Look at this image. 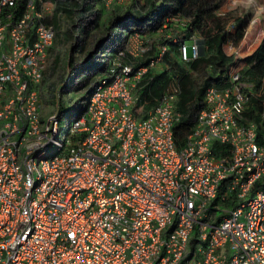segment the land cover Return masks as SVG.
Wrapping results in <instances>:
<instances>
[{
	"label": "built area",
	"instance_id": "obj_1",
	"mask_svg": "<svg viewBox=\"0 0 264 264\" xmlns=\"http://www.w3.org/2000/svg\"><path fill=\"white\" fill-rule=\"evenodd\" d=\"M54 8L52 0H0V264H264V142L244 121L264 85L257 91L235 65L222 87L207 90L179 150L177 90L146 115L136 95L166 47L149 67L135 66L151 47L135 35L81 116L45 114ZM181 52L190 60L186 46ZM232 193L239 206L219 219L216 200Z\"/></svg>",
	"mask_w": 264,
	"mask_h": 264
},
{
	"label": "trees",
	"instance_id": "obj_2",
	"mask_svg": "<svg viewBox=\"0 0 264 264\" xmlns=\"http://www.w3.org/2000/svg\"><path fill=\"white\" fill-rule=\"evenodd\" d=\"M55 1L57 6L58 2L62 4V0ZM63 1L64 8L71 13L80 7L74 0ZM128 1L127 4L114 1L111 4V13L106 19L102 16L103 9H106L105 0H91L82 9V12L89 13L91 18L82 26L84 40H77L73 52L86 49V38L91 26L104 27L106 35L96 43L98 53L96 59L94 58L95 64H89L76 71V76L72 74L69 82L61 87L60 92L69 96L66 101L60 99L58 102L57 107L62 115H69L66 113L72 102H75L76 107L74 116L84 113V101L93 85L108 70L109 64L119 52L127 50L129 40L135 35H139L143 40H152L150 50L135 62V66L149 67L151 61L159 55V47H166L162 62L143 75L136 95L139 106L144 107L146 115L164 94L173 89L177 90L175 107L181 117L174 127V140L179 150L185 146L188 135L196 127L199 114L206 108L207 90L212 86L222 87L224 77L235 65L242 62V78L253 83L257 91L264 85V37L254 52L244 59H239L234 54L228 55L225 51V46L229 43L236 48L241 45L254 19L253 12L234 10L223 13L222 10L229 0ZM96 2L101 3V9H95ZM23 5L18 8L21 14ZM232 24L234 28L230 29ZM196 38L203 41L204 51L197 58H193L192 53L188 52L190 60L186 61L182 58V46L187 41L193 43ZM175 40L177 41L174 42ZM129 58L131 60L127 55V60ZM69 62L73 64L74 58ZM43 92L54 98L56 96V90L48 82L46 74L42 84ZM263 100L250 98L244 120L257 125L262 142ZM213 147L222 155H229L231 151L229 146L218 143H214ZM261 186L262 183L257 184V187ZM215 204L219 207V211L216 209L219 219L224 215L225 209H235L239 206L235 193L230 194L224 201L218 198Z\"/></svg>",
	"mask_w": 264,
	"mask_h": 264
},
{
	"label": "rangeland",
	"instance_id": "obj_3",
	"mask_svg": "<svg viewBox=\"0 0 264 264\" xmlns=\"http://www.w3.org/2000/svg\"><path fill=\"white\" fill-rule=\"evenodd\" d=\"M74 1H76L80 5V7L78 9H75L72 13L70 10H66L64 8L65 6L63 4L65 2L63 0L61 5L59 4V2L57 3L58 6L56 5V15L59 16L55 19L57 36L54 45L50 50V61L46 72L48 82L52 85V87H54V90H56V96L54 98L51 97L50 94L44 92L41 94L45 114H48L55 110L60 113L58 109L59 100L61 99L63 101H66L69 97L68 94H62V92H60L62 89L61 87L64 86L65 83L69 82V80L72 78V74L74 77L76 76V71L87 67L89 64H95V59L97 57L96 54L98 53L96 43L99 38H103L106 35V30L104 29V27H99L97 25L91 26L88 30L86 38V49L84 51L73 52V47L76 46L77 40H84L85 35L82 33V26L85 25L86 20L91 18V16H88L89 13L82 12V9L91 0ZM105 2L106 9H103L102 15L104 19H106L108 17V14L111 13V4L114 2V0H105ZM118 3L127 4L129 3V1L120 0V2ZM101 8V3L96 2L95 9L98 10ZM234 10H237L238 12L242 10L251 11L254 13V19L247 31V42L243 41L238 48H235L233 46L225 47V51L228 55L234 54L239 59H242L246 57L247 52H250L252 50L254 51L256 45L253 44V41L257 42V39L260 37L262 32H264V0H229L226 6H224L222 12L227 13ZM257 19L261 21L254 22V20ZM251 35L254 36V40H251ZM192 44L193 43L191 41H187L185 44L187 46L189 54H191ZM199 46H202V43L200 41ZM71 58H74L73 64L69 62ZM90 61L92 62L89 63ZM66 114H69V116H74L76 114L75 102L70 103L68 113ZM63 125H65L64 121L61 122V127H63Z\"/></svg>",
	"mask_w": 264,
	"mask_h": 264
},
{
	"label": "clouds",
	"instance_id": "obj_4",
	"mask_svg": "<svg viewBox=\"0 0 264 264\" xmlns=\"http://www.w3.org/2000/svg\"><path fill=\"white\" fill-rule=\"evenodd\" d=\"M53 2H54V4H55V8H54V12H53V17H52V19L50 20V23H52L54 26H55V29H56V36H57V27H56V21H55V19H56V17L58 18L59 16L58 15H56V1L55 0H52ZM256 20H254V22H255ZM252 23V22H251ZM246 37V36H245ZM55 39H56V37H55ZM263 39V38H262ZM262 39H261V41H262ZM195 41H197V43L199 44V41L202 43V46L200 47L199 46V48H200V53H202V51H201V48L203 47V41L199 38V40L196 38L195 40H194V42H193V44H192V46L195 44ZM243 41H245V42H247L246 41V38H244V40ZM242 41V42H243ZM261 41H260V43H261ZM54 42H55V40H54ZM175 42V41H174ZM244 42V43H245ZM260 43H259V45H260ZM53 45H54V43H53ZM258 45V46H259ZM183 46H186L185 44L183 45ZM182 46V47H183ZM192 46H191V53H192ZM257 46V47H258ZM53 47V46H52ZM257 47H255V49L257 48ZM186 48H187V46H186ZM236 48V47H235ZM52 49V48H51ZM50 49V50H51ZM254 49V50H255ZM188 50V49H187ZM254 52V51H253ZM49 54H50V52H49ZM233 55V54H232ZM48 69V68H47ZM47 72V71H46ZM46 74V73H45ZM45 78V77H44ZM42 84H43V82H42ZM41 92H42V85H41Z\"/></svg>",
	"mask_w": 264,
	"mask_h": 264
},
{
	"label": "crops",
	"instance_id": "obj_5",
	"mask_svg": "<svg viewBox=\"0 0 264 264\" xmlns=\"http://www.w3.org/2000/svg\"><path fill=\"white\" fill-rule=\"evenodd\" d=\"M256 21H261V20H258V19H257ZM256 21H255V22H256ZM253 37H254V36L251 35V40L253 39ZM263 37H264V32H262V34H261L260 37L258 38V41H259V42H258V41L256 42V43H257V44H256V47L259 45V43H260V41H261V39H262ZM253 40H254V39H253ZM246 41H247V38H246Z\"/></svg>",
	"mask_w": 264,
	"mask_h": 264
},
{
	"label": "water",
	"instance_id": "obj_6",
	"mask_svg": "<svg viewBox=\"0 0 264 264\" xmlns=\"http://www.w3.org/2000/svg\"><path fill=\"white\" fill-rule=\"evenodd\" d=\"M201 51H202V53H203V51H204V50H203V47L201 48Z\"/></svg>",
	"mask_w": 264,
	"mask_h": 264
}]
</instances>
